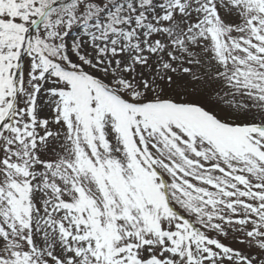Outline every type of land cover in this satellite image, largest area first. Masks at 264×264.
<instances>
[{
	"label": "snow or ice",
	"instance_id": "snow-or-ice-1",
	"mask_svg": "<svg viewBox=\"0 0 264 264\" xmlns=\"http://www.w3.org/2000/svg\"><path fill=\"white\" fill-rule=\"evenodd\" d=\"M0 264H264V0H0Z\"/></svg>",
	"mask_w": 264,
	"mask_h": 264
}]
</instances>
